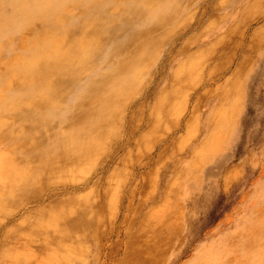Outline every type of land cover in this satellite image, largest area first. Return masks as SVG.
I'll return each instance as SVG.
<instances>
[{
    "label": "rangeland",
    "instance_id": "rangeland-1",
    "mask_svg": "<svg viewBox=\"0 0 264 264\" xmlns=\"http://www.w3.org/2000/svg\"><path fill=\"white\" fill-rule=\"evenodd\" d=\"M10 1L0 0V13ZM25 2L16 12L22 27L10 41L0 35L3 80L12 82L0 86V139L30 127L27 106L11 90L36 58L41 66L57 62L43 77L54 87L76 54L88 51L83 69L97 68L80 80L105 69L110 98L74 100L70 92L59 101L64 117L56 126L0 143V225L22 200L68 189L46 199L40 214L15 215L22 232L36 231L0 246V264H115L113 254L135 260L147 231L141 225L149 217V228L163 226V214L177 230H168L162 264H191L207 248L215 264H264V0H66L61 25L33 22L45 2ZM43 25L55 29L34 46L40 53L32 60L31 48L19 46L21 33L32 41ZM101 52L112 55L106 66ZM129 121L138 128L119 148ZM154 208L162 211L158 220Z\"/></svg>",
    "mask_w": 264,
    "mask_h": 264
},
{
    "label": "bare ground",
    "instance_id": "bare-ground-1",
    "mask_svg": "<svg viewBox=\"0 0 264 264\" xmlns=\"http://www.w3.org/2000/svg\"><path fill=\"white\" fill-rule=\"evenodd\" d=\"M65 1L66 0H42V2H45V4L41 9H39L37 17H32L33 18L32 21L39 22L43 19H47L54 25H61V23H65L64 15L67 13V11L64 9ZM121 1L123 0H115V3L121 2ZM25 3H26L25 0L24 1L23 0L10 1L9 3H7V5H5V9H3V11L0 13V35L7 36V38L9 39L8 41L12 39V36H13L12 34L16 31V28L22 27L23 25L20 19L16 17V12L17 10L18 12L25 10V6H24L26 5ZM118 9H119L118 7L114 8V12ZM43 26H40V31L37 33L38 36L32 41H29L28 39H26V35L24 33H21V40L22 41L25 40V43L20 42L19 46L25 49L27 46L28 50L30 48L32 49V52L30 49L32 60L34 59L36 52H37L34 50V46H39L40 43L41 44L46 43L47 38H48L47 35L52 34L54 32L53 30L55 29V28L54 29L49 28L48 26H45V25ZM35 27L37 28L36 24H35ZM47 27L52 31H49ZM37 53H40V52H37ZM87 53L89 52L81 49L80 52L76 54V57H74L72 59V62L69 63L70 64L69 69L71 70V72L66 74L65 78L63 80L61 79L59 81V84L55 85L54 87H50L51 82L50 81L46 82V79L43 78L44 76L46 77L53 76L54 69L56 67H59L57 62L54 59L50 63H46V65L41 66L38 63V59L36 58V60L32 61V63L26 66L24 73L23 74L20 73V74L26 77L31 75L30 79H26V77L25 78L20 77L18 81H16V83L13 84L12 86L13 90H11V94L13 97H16V96L20 97L19 99V102L21 101L20 105L22 104V105L27 106L26 113L22 117L25 123H27L30 127L29 128L25 127L17 131L7 132L0 139V143L2 142L7 143L8 141H13L15 139L21 138L23 133H25L24 131L26 132L28 131L27 134H30V135L35 134L36 130L41 128L47 122H48L47 125L56 126V121L61 122L63 120L62 118L64 117L63 112H62L63 106H61L60 104L61 102L59 101L62 98L70 97L71 96L70 92L71 93L74 92L76 94L74 96L75 98L74 100L78 98L79 99L85 98L86 96H90L91 94H93V97H94L93 100L95 101V103H103V101H109V98H110L108 95L109 91L106 90L108 80L105 75V69L102 71V73H98L96 71L95 74L90 75L84 81L80 80L83 77V76L80 77L83 72L84 74L85 73L88 74V72L91 71V68L89 66L83 69V67L85 66V63L87 62L86 61ZM111 56H112L111 54L105 55V53H102L99 59L104 60L105 62L104 61L103 62L105 63V66H106ZM33 62L36 63V66H35V63L33 64ZM93 67L95 66L93 65ZM15 68L21 71V68H23V65H21L20 62H17L15 63ZM96 68L97 67H95V69ZM95 69L92 71H95ZM39 70L42 71L41 75L34 76L36 75V73L37 74L39 73ZM5 72H6L5 69H3V67L0 66V86H2V84L6 86V85H9L8 83H12V82L6 81V84H5V80H3V76L6 77ZM83 84H86L87 87H90L91 89H88L87 87H85L86 89L80 88V86H82ZM92 88H94V90ZM30 95L33 97L28 99ZM5 99H6V94H4L3 92H0V106H2V103L5 102ZM50 115L54 116L55 118L50 119L49 118ZM92 120H93L92 117H88L86 119L88 123H90ZM194 123H195V116L189 118L188 121L186 122L187 127H191V126L193 127ZM177 124L181 125L182 122L178 120ZM127 125L129 127V130H126L123 137L121 138L123 145L121 144L119 148H123L125 144L130 142V139L133 136L135 129L138 128V127L136 128L132 127L131 121H129ZM155 127H159V124L155 125ZM150 131L152 132L153 130L152 129L148 130L144 135L149 134ZM19 147L24 150L32 149V145L26 144V143H23ZM222 160L223 158H220L217 162L220 163ZM107 164L108 163H106V166ZM26 176L28 178L22 181L21 186H20V188L23 190L26 189V187L28 186V181L32 177L31 173L28 171L26 172ZM92 182H94V179L87 181L85 184H90ZM64 190L67 191L68 189L65 188ZM64 190L61 191L60 189L58 191L50 192L48 194H45L44 197H41L40 195L36 194L33 196L36 199L26 198L22 200L18 206L19 210L17 211V213H15V215H19L20 213H26V212L32 215V214H35L39 210H40L39 211V214H40L42 211V205L45 202V200L55 197L60 193H63ZM125 200H126V197H125ZM125 200L121 199L122 202L119 201V208L123 207L122 204H124ZM128 201L129 203L125 204L126 205L125 211H129L128 209L130 206V200ZM119 208H118V213H119ZM152 210L153 211L151 212V218L158 220V217L162 215L161 214L162 211L157 212L155 208ZM14 216L7 218L6 222H9V223H12V221L14 222V220H12V219H16V216L15 218ZM125 217L126 215L124 216V218ZM82 218L83 217H80V218H77L76 220H78L79 223H81ZM6 222L3 221V223L0 225V246L6 245L10 241L13 242L16 236L22 232L21 230H23V228L21 229V226H20L21 224L19 222H14L11 225H8V223L6 224ZM160 222H163L164 225L162 226V224H159V225H154L151 228H149L150 224H149V217H148L147 220L145 219L144 223L141 225V226L147 227V231H145V233L142 234L143 236L140 239V243H138V245L135 246L136 253H140V256L137 259L133 260L134 258L131 259L130 257H124L122 260H119V258L116 257L117 255L113 254L114 256H112L111 258L112 260L111 263L129 264V261L133 260L134 262H132V264H162V262L166 258V254L164 255L163 252L167 251L168 240L170 239V235H168V230L171 233H175V231L177 230V226L175 223H172V219L168 217L166 214H163ZM35 231L36 229H34L33 227H27L23 232L29 235V234L34 233ZM187 234H189V230L187 231ZM65 236L67 239L70 238L68 236V233ZM98 245L100 246V244ZM213 249L214 248L212 249L207 248L201 252L195 253L194 257L191 260V264H215V261L213 259Z\"/></svg>",
    "mask_w": 264,
    "mask_h": 264
}]
</instances>
